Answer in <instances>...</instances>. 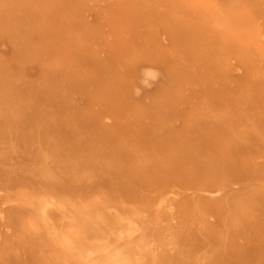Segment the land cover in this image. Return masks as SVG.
Listing matches in <instances>:
<instances>
[{"label":"rangeland","instance_id":"obj_1","mask_svg":"<svg viewBox=\"0 0 264 264\" xmlns=\"http://www.w3.org/2000/svg\"><path fill=\"white\" fill-rule=\"evenodd\" d=\"M0 264H264V0H0Z\"/></svg>","mask_w":264,"mask_h":264},{"label":"bare ground","instance_id":"obj_2","mask_svg":"<svg viewBox=\"0 0 264 264\" xmlns=\"http://www.w3.org/2000/svg\"><path fill=\"white\" fill-rule=\"evenodd\" d=\"M46 207H47V205H46ZM46 211H47V208L44 207V210H43V214H42V215H43V218H44L45 221L48 220L49 216H52V218L55 217V214H56V213L53 214L54 212H51V211H48V213H47ZM52 211H53V210H52ZM58 212H59V211H58ZM59 213H60V212H59ZM62 213H64V212H62ZM62 213H61V214H62ZM57 214H58V213H57ZM57 214H56V215H57ZM58 215H59V214H58ZM61 216H62V218H63V214H62ZM64 216H65V214H64ZM47 217H48V218H47ZM50 219H51V218H50ZM56 219H57V218H56ZM62 220H63V219H61V221H62ZM75 220H76V219H75ZM56 222H58V221H56ZM47 223H48V222H47ZM54 223H55V222H54ZM54 223H53V224H54ZM49 224H50V222H49ZM51 224H52V223H51ZM51 224L49 225V227H52V228H53V226H54V227L56 228L55 230H57L58 232H60V230H62V229H63V226L65 225V223H64L63 225H61L62 222L59 223L58 225H60V227L62 228V229H61V228H57V227H58V226L56 225L57 223H55L56 226L53 225V224H52V226H51ZM46 225H47V224H46ZM49 229H50V228H49ZM49 229H48V230H49ZM51 230H52V229H51ZM55 230H54V231H55Z\"/></svg>","mask_w":264,"mask_h":264}]
</instances>
